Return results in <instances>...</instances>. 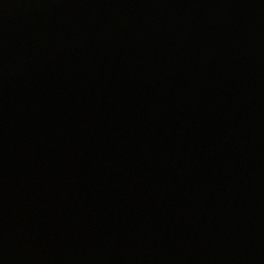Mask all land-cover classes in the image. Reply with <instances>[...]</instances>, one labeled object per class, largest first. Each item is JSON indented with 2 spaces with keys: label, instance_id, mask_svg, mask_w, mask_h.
<instances>
[{
  "label": "water",
  "instance_id": "95a60500",
  "mask_svg": "<svg viewBox=\"0 0 264 264\" xmlns=\"http://www.w3.org/2000/svg\"><path fill=\"white\" fill-rule=\"evenodd\" d=\"M0 264H264V0H0Z\"/></svg>",
  "mask_w": 264,
  "mask_h": 264
}]
</instances>
